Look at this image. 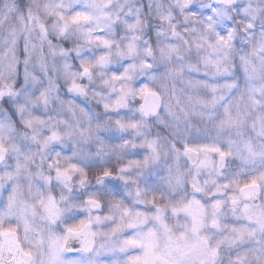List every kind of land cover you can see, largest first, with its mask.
I'll list each match as a JSON object with an SVG mask.
<instances>
[{
    "label": "clouds",
    "instance_id": "clouds-1",
    "mask_svg": "<svg viewBox=\"0 0 264 264\" xmlns=\"http://www.w3.org/2000/svg\"><path fill=\"white\" fill-rule=\"evenodd\" d=\"M0 264H264V0H0Z\"/></svg>",
    "mask_w": 264,
    "mask_h": 264
}]
</instances>
